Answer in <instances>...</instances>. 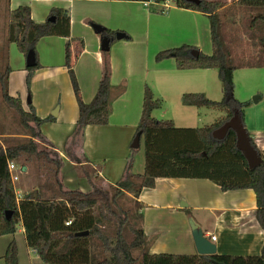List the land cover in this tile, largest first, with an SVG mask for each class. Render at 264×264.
<instances>
[{"label":"trees","instance_id":"obj_1","mask_svg":"<svg viewBox=\"0 0 264 264\" xmlns=\"http://www.w3.org/2000/svg\"><path fill=\"white\" fill-rule=\"evenodd\" d=\"M130 2H152L144 7L150 12L165 14L167 9L158 7L167 0H117ZM177 8L190 10L204 15L209 23L211 54L205 55L194 46L182 44L178 47L162 50L155 55V62L173 59L177 70L215 69L221 83L222 97L210 100L203 93H184L180 97L183 106L221 110L225 116L208 126L195 129H175L171 121H157L151 115L160 107L152 91L146 86L136 132L140 133L139 142L144 146V168L140 174L132 173V154L130 148L122 177L112 186L109 201L100 203L96 171L88 166H77L79 177L85 178L91 186L89 193L64 189L59 179L62 161L53 147L40 133V126L52 122L51 117L41 119L36 116L31 103L27 110L21 100L8 94L7 66L0 71V87L3 101L18 115L19 124L27 132L24 142L17 144L6 142L0 145V236L14 234L17 226L22 225L27 247L45 264H264V151H259L252 138L250 143L261 158V163L253 169L247 167L242 154L235 148V135L229 131L223 140L212 138V132L237 112L243 127L244 108L250 103L239 102L234 98L233 73L249 63L235 64L232 55V40L227 33L225 14L220 13L223 3L220 1L198 0L195 4L189 0H172ZM234 15L242 12L244 30L257 34L253 44L257 45V57L264 59V0H236L231 6ZM47 20L35 23L26 6H19L8 14V43L24 57L33 54L35 65L25 67L27 71L25 86L30 99V80L34 70L39 68L36 58V44L43 37H69L68 11L52 10ZM48 17V18H49ZM226 21V22H224ZM89 24H92L89 22ZM105 35L113 38L114 32L104 29ZM259 34V36H258ZM114 39L111 40L110 44ZM254 40V39H253ZM82 47V45H81ZM197 50L198 56L190 52ZM101 77L97 90L90 102L84 103L73 72L70 44H65L64 65L67 68L72 91L77 103L78 118L72 131L71 144L81 143L86 126H106L111 114L112 92L110 85L111 67L108 52H101ZM253 65H260L255 62ZM79 164L81 162L77 161ZM18 163L26 168L31 166L44 179L24 198L17 200L14 185L8 172L9 162ZM25 172V171H24ZM93 176L91 177V175ZM197 178L209 179L222 191L250 189L255 194V218L263 231V244L258 256H202L177 254H149V242L140 226L141 216L136 214L137 225H133L120 206V199L128 197L134 203L136 212L140 208L137 202L142 189H152L156 178ZM116 209L124 216H116L113 233L103 231L104 224L115 220ZM6 213H9L7 215ZM70 222L66 225V222ZM115 222V221H114ZM88 232L87 236L78 233ZM130 235L127 239L126 234ZM92 239L98 241V255L92 251ZM138 251V256L133 255ZM4 264H17V247L10 242L2 257Z\"/></svg>","mask_w":264,"mask_h":264},{"label":"crops","instance_id":"obj_2","mask_svg":"<svg viewBox=\"0 0 264 264\" xmlns=\"http://www.w3.org/2000/svg\"><path fill=\"white\" fill-rule=\"evenodd\" d=\"M206 1L222 2L220 13L225 14L227 20L235 21L230 8L236 0ZM164 3L167 12L159 14L130 1L0 0V10L7 16L17 7L26 6L35 23L45 22L52 10L69 13V37H43L36 44L39 68L34 70L30 80V99L25 86V59L20 53L13 54L14 64L9 65L8 74L9 96L18 97L24 110L30 102L37 117L53 119L43 123L39 130L62 161L58 177L64 189L91 191L87 180L77 174L79 165L94 169L103 187L114 186L122 177L146 86L160 97L171 93L180 100L184 93H203L208 99H221V83L217 86L215 69L177 70L173 59L155 62L158 52L182 44L194 46L205 55L211 54L207 18L201 13L177 8L172 0ZM89 22L114 33H124L126 38L116 40L113 36L108 52L112 92L108 124L86 126L82 142L71 144L78 108L64 65V50L68 42L80 97L88 103L97 90L102 64L100 37ZM185 120L171 122L175 129L200 128L196 126L198 121ZM244 122L256 148L264 151V128ZM71 154L81 163L71 160ZM25 173L26 168H23L22 174ZM22 174L14 184L17 200L36 191L35 186L26 184ZM137 202L140 208L136 213L142 217L140 226L149 242V254L196 255L190 220L209 241L211 236L215 237L212 243L216 255L260 254L263 231L255 218V194L250 189L222 191L209 179L156 178L152 189L141 190ZM12 241L17 247V264H45L27 247L21 224L14 234L0 236V264H4L2 257Z\"/></svg>","mask_w":264,"mask_h":264},{"label":"rangeland","instance_id":"obj_3","mask_svg":"<svg viewBox=\"0 0 264 264\" xmlns=\"http://www.w3.org/2000/svg\"><path fill=\"white\" fill-rule=\"evenodd\" d=\"M234 16L236 18L234 23L227 24V33L232 40V55L235 58V64H252V66H242L241 68H238L234 71V98L239 102L248 101L250 103L244 108V121L249 122V124H251L252 126L264 128V59L261 56L257 57L258 48L257 45L253 44L257 34L253 35V33H248V31L244 30L245 27L243 26L244 18H242V12L239 11ZM138 21H141V18H138ZM7 23V13L4 10H0L1 72L5 69V67H9V65L14 64V53L20 55L16 50L15 45L13 43L9 44L7 41ZM98 36L100 37V35ZM255 62H260V65H253ZM216 83L217 86L220 85V82L218 80H216ZM159 90L163 91L162 88H160ZM155 93L153 96L155 99L159 100L160 107L153 110L151 115L157 121H181V119H186L185 121H198L196 126L203 127L225 116L224 112L221 110H212L206 108H186L181 104L179 98L175 97L171 93L169 94V96H166L164 94L161 97L157 95L159 94L158 92ZM26 134L27 132L25 131V129H23V127H21V125L19 124L18 115L3 101L0 87V145L4 146V143L6 142L13 144L24 142L27 137ZM70 158L71 160H75L72 154L70 155ZM132 158L133 166L131 172L135 174L142 173L144 168V146L142 140L139 142V147L132 154ZM42 175H40L36 170L29 166L27 173L22 174V177H24L23 179H25L28 186L33 187L37 186L39 181H42L44 179ZM95 175L97 177L96 179L92 177L93 174L91 175V177L92 181H94V183L97 185L99 189L98 191H100L98 194L99 202L102 203L105 201H109L112 195V186L106 185L105 187H103L102 179L98 177L97 173ZM120 206L125 211H127L126 215H128V219L130 218V222L133 223V225H137L138 222L135 218L137 213L136 210H134V203L128 198V195L120 199ZM116 211V215L114 216L115 222L112 218V222L104 224L103 231H105L106 233L114 232L115 227L113 226V224L117 222L116 216L120 215L122 217L125 215L119 209H116ZM126 237L127 239H130V235H128V233L126 234ZM91 245L93 246V253L98 255L97 257L98 259H100L101 256L98 253V241L92 239ZM138 254V251H133L134 256H138Z\"/></svg>","mask_w":264,"mask_h":264},{"label":"water","instance_id":"obj_4","mask_svg":"<svg viewBox=\"0 0 264 264\" xmlns=\"http://www.w3.org/2000/svg\"><path fill=\"white\" fill-rule=\"evenodd\" d=\"M192 1L195 4H198V0H189ZM48 22H53L54 17H49L47 19ZM91 28L93 29L94 33L97 35H100V51L101 52H109L110 48V42L113 38L105 35L104 28L97 25L92 24ZM114 38L116 40H122L126 38L124 33L116 32L114 34ZM190 54L193 57L198 56V51L194 50L191 51ZM35 65V58L33 54H28L25 58V66L26 67H33ZM57 109L54 110L52 113L55 115ZM229 131H232L235 135V148L242 154L243 158L245 159L247 163V167L249 169H253L260 165L261 158L258 155L257 151L253 148V146L250 143V136L248 135L246 128L243 127V124L241 122V119L237 112H233V115L225 122L223 123L219 128L215 129L211 136L215 140H223L227 133ZM139 139H140V133H137L130 143L131 149H137L139 147ZM183 206H185L183 204ZM9 215V213H6ZM191 236L195 245L196 253L198 255L202 256H212L215 255V245L209 241L206 237L203 236L201 230L193 223V221L190 220L189 222ZM79 236H87L88 232H81L78 233ZM212 264H222L219 262L213 261Z\"/></svg>","mask_w":264,"mask_h":264},{"label":"built area","instance_id":"obj_5","mask_svg":"<svg viewBox=\"0 0 264 264\" xmlns=\"http://www.w3.org/2000/svg\"><path fill=\"white\" fill-rule=\"evenodd\" d=\"M170 1V0H169ZM150 4H152V2H143L142 5L143 7H148ZM163 8L166 9L167 6L165 3H162ZM8 172H9V176H10V181L12 182V184L14 185L16 182L19 181V176L22 174V170L21 167H19L18 165L15 164V162L11 161L8 163ZM17 193H16V197H17ZM70 222H66L65 224L68 225ZM210 241L214 242L215 241V237L211 236L210 237Z\"/></svg>","mask_w":264,"mask_h":264}]
</instances>
